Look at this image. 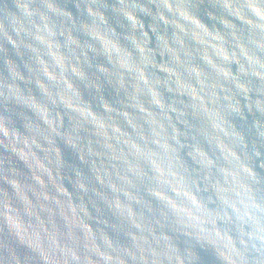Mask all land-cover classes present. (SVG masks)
Wrapping results in <instances>:
<instances>
[{
    "label": "water",
    "instance_id": "95a60500",
    "mask_svg": "<svg viewBox=\"0 0 264 264\" xmlns=\"http://www.w3.org/2000/svg\"><path fill=\"white\" fill-rule=\"evenodd\" d=\"M0 264H264V0H0Z\"/></svg>",
    "mask_w": 264,
    "mask_h": 264
}]
</instances>
